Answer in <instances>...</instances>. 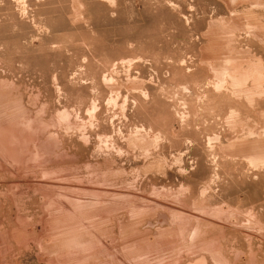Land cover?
<instances>
[{
	"label": "rangeland",
	"instance_id": "374dc122",
	"mask_svg": "<svg viewBox=\"0 0 264 264\" xmlns=\"http://www.w3.org/2000/svg\"><path fill=\"white\" fill-rule=\"evenodd\" d=\"M0 264H264V0H0Z\"/></svg>",
	"mask_w": 264,
	"mask_h": 264
}]
</instances>
